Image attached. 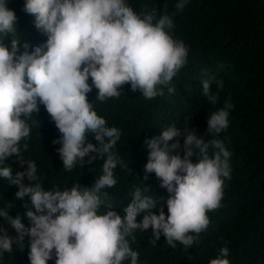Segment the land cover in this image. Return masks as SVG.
<instances>
[{
  "label": "clouds",
  "instance_id": "9594fccd",
  "mask_svg": "<svg viewBox=\"0 0 264 264\" xmlns=\"http://www.w3.org/2000/svg\"><path fill=\"white\" fill-rule=\"evenodd\" d=\"M187 3L179 0L176 10L183 11ZM23 11L34 17L35 28L47 40L34 47L27 40L21 44L18 16L8 0H0V164L15 157L20 167L27 165L15 175L11 165L0 167V177L19 187L17 198L29 197L26 216L31 226L26 227L20 215H9L14 207L11 201L0 209V216L17 233L13 237L0 228V255L11 253L14 243L22 246L28 236L30 264H48L53 258L55 264H123L126 260L139 264V253L131 248L129 237L134 241L135 232L150 228L153 244L163 235L168 246L175 248L179 242L191 248L209 227L208 213L222 206L225 179H231L232 153L217 138L229 127V110L234 107L230 98L209 115L206 132L212 138L207 141L193 128L182 132L175 124L145 140L150 149L145 179L155 173L160 187L170 194L168 212L163 206L158 214L152 211L156 197L136 188L131 203L114 197L115 204H129L123 216L112 207L100 212L108 199L103 190L117 183V166L130 173L114 151L121 132L107 126L88 99L93 88L100 102L119 98L129 84L146 100L163 96L165 87L175 92L168 86L186 65L189 49L174 37V13L159 17L155 9L138 13L126 0H26ZM223 88V80L214 76L202 81V94L212 105ZM40 105L60 133L53 144L61 145L57 152L63 169L70 172L77 164L103 160L102 175L91 187L78 183L71 189H45L36 163L24 159L28 144L22 148L21 142L29 138L28 121ZM194 155L198 162H193ZM141 212L143 219L137 221ZM209 264H231L229 248L222 247Z\"/></svg>",
  "mask_w": 264,
  "mask_h": 264
},
{
  "label": "trees",
  "instance_id": "16d2710c",
  "mask_svg": "<svg viewBox=\"0 0 264 264\" xmlns=\"http://www.w3.org/2000/svg\"><path fill=\"white\" fill-rule=\"evenodd\" d=\"M126 2L138 13L153 9L157 17L174 13L172 32L176 39L185 43L189 52L186 65L168 86L175 88L173 93L165 87L163 96L146 100L139 92L131 91L129 84L121 90L119 98L104 102L95 99L97 89L93 88L88 94L98 115L105 117L107 126L120 130L114 151L130 169L129 173L118 165L114 170L117 183L103 190L108 193V199L100 212L112 207L123 216L129 204L123 205L122 201L115 204L114 197L122 198L120 200L124 197L131 203V193L140 188L143 195L156 197L157 206L152 211L158 214L163 206L167 214L166 201L170 194L160 187L155 173L147 174L145 179L150 151L145 140L175 124L182 132L193 128L207 141L212 138L206 132L209 115L222 108L230 98L234 107L229 110V127L217 138L223 140L232 153L231 179H225L222 206L208 213L211 221L208 229L189 249L179 242L175 248L168 246L163 235L153 244L151 228L144 233L135 232L134 241L129 237L130 246L139 253V264H209L224 246L229 248L231 264H264V0H188L183 11L176 10L179 0ZM25 3L26 0H8V7L18 16L21 44L27 40L34 47L44 43L47 36L35 28L34 17L23 11ZM5 43L10 44V40L6 39ZM23 50L21 47L20 51ZM213 76L224 82L215 105L202 94V81ZM212 90H217L215 82ZM28 122L30 136L21 142L22 148L24 143L28 148L22 154L25 160L36 163L37 174L45 189L53 186L71 189L78 183L82 187H91L102 175L103 160L100 158L92 163L77 164L70 172L63 169V161L57 152L61 145L53 144L60 133L43 105ZM179 139L183 144V138ZM89 140L96 143L91 134ZM192 160L198 162V157L194 155ZM8 165H11L13 175L27 167H20L15 157L8 158L0 167ZM25 183H28L26 178ZM18 190L17 185L0 177V209L11 201L14 207L8 210L9 215H20L25 226L30 227L26 216L31 208L30 200L27 196L17 198ZM143 216V212L139 213L137 221ZM0 228L10 236L17 235L2 216ZM29 246L30 238L25 236L22 246L14 243L11 253L0 255V264H30ZM48 264H55V258ZM123 264H130V261Z\"/></svg>",
  "mask_w": 264,
  "mask_h": 264
},
{
  "label": "bare ground",
  "instance_id": "6f19581e",
  "mask_svg": "<svg viewBox=\"0 0 264 264\" xmlns=\"http://www.w3.org/2000/svg\"><path fill=\"white\" fill-rule=\"evenodd\" d=\"M128 194H129V192H128ZM127 195V194H126ZM110 203V202H109ZM124 205V204H123ZM141 214V213H140ZM140 216V215H139Z\"/></svg>",
  "mask_w": 264,
  "mask_h": 264
}]
</instances>
